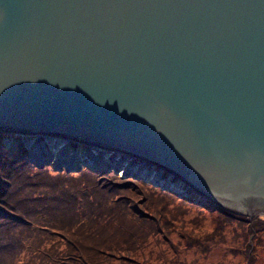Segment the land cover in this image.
Listing matches in <instances>:
<instances>
[{"label": "water", "instance_id": "water-1", "mask_svg": "<svg viewBox=\"0 0 264 264\" xmlns=\"http://www.w3.org/2000/svg\"><path fill=\"white\" fill-rule=\"evenodd\" d=\"M3 130L126 151L227 211L264 208V0H0Z\"/></svg>", "mask_w": 264, "mask_h": 264}, {"label": "trees", "instance_id": "trees-1", "mask_svg": "<svg viewBox=\"0 0 264 264\" xmlns=\"http://www.w3.org/2000/svg\"><path fill=\"white\" fill-rule=\"evenodd\" d=\"M6 135L0 134V264H208L207 246L221 248L226 227L243 232L240 243L234 237L227 244L243 260L228 258L225 249L213 264H264L263 217L234 214L142 178L121 179L112 170L37 165L22 142L7 150ZM196 213L212 217L210 230L200 233L203 218ZM200 236L201 246L194 243Z\"/></svg>", "mask_w": 264, "mask_h": 264}, {"label": "bare ground", "instance_id": "bare-ground-1", "mask_svg": "<svg viewBox=\"0 0 264 264\" xmlns=\"http://www.w3.org/2000/svg\"><path fill=\"white\" fill-rule=\"evenodd\" d=\"M10 131H0V134H6V133H9ZM24 136V135H22ZM35 138H34V141H33V144L31 145V150H33L34 152H38L39 153V157L40 158H44L46 156V154H41V149H39V145H42L43 144L40 142V140H44V143L47 142L48 145H56L57 143H62L60 144L59 147H57L55 150H54V153L56 152L55 156H54V163H57V164H60V160L62 158H64L66 160V165H76L78 164V162L80 161L81 157H85L86 159H91L92 162L94 163V166L100 164V168L101 169H105L106 167H108V165H118L119 163V168L120 170L124 171L125 173H128V174H131L133 176L136 175V171L140 172V174H138L140 176V178H147V181L149 182H154V183H157L160 185L161 184H167L169 182V178H166L165 180L161 179V175H160V178L159 177V173L155 172V173H151L150 169L151 167L148 168V166H145L143 164L144 161H143V158H137V160H135V156L132 155V154H129L128 152L126 151H119V152H114V151H103L102 148L98 147V146H95V145H89V144H86L80 140H77V141H73V139H70L69 137H60V136H54V135H46V136H43V133H38L36 135H34ZM5 139V136L4 138H2V140ZM18 138H15L13 140L14 141H17V142H20L17 140ZM23 138H21V141H22ZM26 140V139H25ZM30 141V140H29ZM58 141V142H56ZM85 144V145H83ZM73 147V148H71ZM103 151V152H102ZM105 152V153H104ZM69 154L67 159H66V156L67 154ZM75 153H79L80 157L79 156H74L73 154ZM92 156V158H91ZM64 160V161H65ZM134 160V161H133ZM137 161V163H136ZM139 161V162H138ZM100 162V163H99ZM134 162L136 163V165L134 164ZM105 165V166H104ZM149 166H152V167H157L155 166V164H150ZM142 167H146V168H143ZM161 170H159L158 172H160ZM162 172V171H161ZM160 172V173H161ZM170 174H172L170 172ZM171 176V175H170ZM167 180V181H166ZM176 182L175 183H172V186L170 185L169 187H172L173 189H176V187H178L179 185L178 184H181L183 183V181L181 179H175ZM182 181V182H181ZM189 186V185H188ZM191 188L192 190L194 188L192 187H189ZM194 191V190H193ZM196 195L195 197L196 198H199L197 196V194H199L198 191H195ZM190 193H193L192 191L190 192H186V194H190ZM248 213L250 214H254V213H257V214H260V215H264V208H259V207H253V206H250L248 207Z\"/></svg>", "mask_w": 264, "mask_h": 264}, {"label": "rangeland", "instance_id": "rangeland-1", "mask_svg": "<svg viewBox=\"0 0 264 264\" xmlns=\"http://www.w3.org/2000/svg\"><path fill=\"white\" fill-rule=\"evenodd\" d=\"M6 134H8V135H6L5 136V139L3 140L4 141V143H5V145H6V149L7 150H10V151H12L13 149H14V146H15V144H16V142L17 141H14L13 142V140L15 139V138H18L17 140L18 141H21V138H23V136L22 135H19V134H17V133H6ZM34 136V135H33ZM34 138H35V136L34 137H32V140L34 141ZM33 141L32 142H29L28 144H27V146H26V150L28 149V151H26L27 152V158L28 159H30L31 161H33L35 164H37V165H39V164H41V161H43V160H45V161H47V162H43L41 165H43V164H45V163H48V164H50L52 167H54L55 169H61V168H64V169H66L65 168V165H60V164H57V163H54V156H55V154H56V152L54 153V150H55V148H54V150H50L49 149V146L47 145V143H45L44 144V140H43V142H42V140H40V142L43 144V146L42 145H39V149H41V150H45L46 151V156L44 157V158H40L39 157V153L38 152H34L33 153V150H31V145L33 144ZM83 145H85V144H83ZM60 146V145H59ZM58 146V147H59ZM71 148H73V147H71ZM33 153V155L32 154H30V153ZM67 154V153H66ZM50 155H52V156H50ZM69 154H67V156H66V159L68 158V157H70V156H68ZM74 155H76V156H79L77 153H75ZM91 158H92V156H91ZM64 159V158H63ZM93 159V158H92ZM135 160H137V159H135ZM67 163V162H66ZM105 166V165H104ZM73 167H77L76 165H74ZM91 167L93 168V165H91ZM112 168H107L105 171H108V169H109V171L110 170H112V171H114L116 174H117V176H118V178H121V179H124V178H129V177H133V176H131V175H127V173H125L123 170L121 171L120 170V168L119 169H115V165H113V166H111ZM67 170V169H66ZM103 170V169H102ZM72 171H75V170H72ZM155 173V172H154ZM167 177H168V175H166ZM165 176V177H166ZM166 177V178H167ZM135 179V178H134ZM171 180H173L174 181V178H171ZM175 182V181H174ZM152 184H154L153 182H151ZM154 185H156V184H154ZM184 185V184H183ZM156 186H159V184H157ZM184 186H186V185H184ZM160 187V186H159ZM188 187V186H187ZM189 188V187H188ZM189 190H191L194 194L196 193L195 191V189H194V191L191 189V188H189ZM172 191V190H171ZM173 192H175V191H173ZM177 195H179V196H181L180 194H178L177 192H175ZM196 195V194H195ZM197 196L199 197V198H201L200 200H207V199H205V197H203L201 194H197ZM207 201H209V200H207ZM209 202H211V201H209ZM212 204H214L213 202H211ZM214 205H216V204H214ZM217 206V205H216ZM217 207H219V206H217ZM223 209V208H222ZM223 210H225V209H223ZM248 208L247 209H245L244 210V212H243V214H238V215H242V216H247V217H263L264 218V215H260V214H257V213H254V214H248ZM227 211V210H226ZM228 212H230V211H228ZM231 213H233V212H231ZM191 214V213H190ZM212 214V213H211ZM234 214H236V213H234ZM198 215V217H200V219H202L203 218V220H202V222H201V228H199L200 229V233H203L204 231H206V230H210L211 229V227H212V224H213V222L210 220V218L212 219V217L210 216V215H203V214H199V213H196L195 214V216H197ZM212 216H214L213 214H212ZM190 218V215H188L186 218ZM214 227L215 226H213V229H214ZM231 227H234V226H231ZM198 228V227H197ZM235 228V227H234ZM234 228H230V227H226V228H223V233H225V235H227L226 237H225V243L223 244V245H218V246H220L221 248H215V247H213L214 246V243L213 244H209V246H207V248H211L210 250H209V259H208V264H213V262H212V259H218L219 258V256H222V253H223V251L226 249L227 250V252H229V254H230V256H227L228 258L229 257H233V258H240L239 260H241L240 262H242V260H243V257L244 256H242V255H240L239 253V249H235V248H229V247H227V244H229V245H232L233 244V239H234V237H237V240H238V242L240 243L241 241H242V239H241V236L243 235V232L241 231V230H235ZM199 229H198V231H196V232H198L199 233ZM230 230V231H229ZM213 233H210V234H207L206 236L208 237V236H211ZM193 236H195V235H193ZM202 237H203V235H202ZM201 236H200V238H198L197 240H195L194 241V243H199V241H200V239L202 238ZM211 237H215V235L213 234ZM249 239H250V237H249ZM223 242H224V240H223ZM204 244V242H202V241H200V246L201 245H203ZM245 244V243H244ZM239 247H240V245H242V243L241 244H237ZM250 247H253V244L252 245H250ZM241 249V248H240ZM201 251H203V250H201ZM195 253V252H194ZM249 254V256H250V252L248 253ZM248 254L247 255H245V256H248ZM195 254H193V252H192V250H190V253L188 254V256H194ZM236 255H238V256H236ZM187 260H189V258L187 259ZM259 264V263H258Z\"/></svg>", "mask_w": 264, "mask_h": 264}]
</instances>
